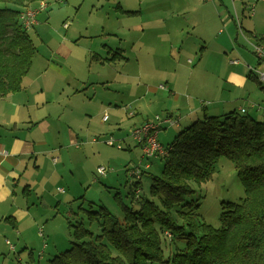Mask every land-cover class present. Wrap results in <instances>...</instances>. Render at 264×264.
<instances>
[{
    "label": "rangeland",
    "instance_id": "obj_1",
    "mask_svg": "<svg viewBox=\"0 0 264 264\" xmlns=\"http://www.w3.org/2000/svg\"><path fill=\"white\" fill-rule=\"evenodd\" d=\"M44 2L47 6L36 15V24L27 29L36 52L23 85L49 101L55 117L51 128L79 130L80 145L57 146L63 150L62 158L57 155L63 178L53 181L45 194L32 197L33 210L43 215L39 229L43 234L53 231L55 251L45 253L41 241L33 246L32 257H19L29 253L20 250L0 256V264H44L70 247L68 221H82L98 233V222L90 221L87 210L103 207L122 219L123 206L138 209L142 200L158 204L149 187L163 161L161 156L142 157L131 135L134 128L157 122L156 116L176 121L162 123L157 138L164 146L203 117L201 112L190 120L187 105L207 106L208 114L219 115L240 104L237 111L253 118L254 112L260 113L258 121L264 122V86L248 77L250 69L260 70L253 44L255 35L264 34V0ZM114 52L122 58L100 63L98 55L109 58ZM214 100L227 108L212 111ZM55 136H45L49 145L55 144ZM109 138L113 145L105 143ZM147 163L149 168H144ZM100 166L106 169L104 174L97 172ZM137 166L143 171L139 180L129 171ZM51 169L50 164L48 175ZM135 181L140 183L136 186ZM190 185L193 192L186 200H195L199 221L215 228L220 226L221 203L240 202L244 196L234 164L226 157L219 159L210 179ZM133 186L139 187L138 201L132 196ZM160 236L164 259L185 246L184 239Z\"/></svg>",
    "mask_w": 264,
    "mask_h": 264
},
{
    "label": "trees",
    "instance_id": "obj_2",
    "mask_svg": "<svg viewBox=\"0 0 264 264\" xmlns=\"http://www.w3.org/2000/svg\"><path fill=\"white\" fill-rule=\"evenodd\" d=\"M39 1L0 0V97L22 89L30 70L36 48L19 13ZM254 37L264 44V35ZM118 56L114 52L105 60ZM248 77L260 83L252 70ZM165 148L162 170L149 187L158 204L142 200L138 209L123 206L122 219L103 207L87 210L90 221L98 222V233L82 221H68L70 247L44 264H264V122L235 109L219 115L203 109V117L180 130ZM221 157L233 162L244 196L240 202L221 203L215 228L199 221L198 203L186 198L193 192L190 182L210 179ZM135 189L132 196L138 201ZM160 233L184 239V248L164 259Z\"/></svg>",
    "mask_w": 264,
    "mask_h": 264
},
{
    "label": "crops",
    "instance_id": "obj_3",
    "mask_svg": "<svg viewBox=\"0 0 264 264\" xmlns=\"http://www.w3.org/2000/svg\"><path fill=\"white\" fill-rule=\"evenodd\" d=\"M98 56L101 60L100 63L108 62L105 60L107 55ZM118 57L109 62H115L122 58ZM170 86H172V82H170ZM48 103L49 101L42 93L26 90L24 85L19 91L0 97V256L26 250L29 253L22 252L19 257L24 255L32 257L33 246L41 241H43V248L46 247L45 253L51 254L55 251V247H52L54 235L51 232L53 231L47 230L45 234L42 232L39 235L38 225L43 220V215H38L33 210L32 197L45 194L49 185L54 184L53 181L60 177L63 178L64 173L58 166L60 159L57 156L62 158L63 150L57 149V146L76 149L80 144L77 145L79 130L76 127L74 129L69 126L67 131L60 129L56 131L55 127L51 128L55 117L50 110L52 107ZM187 108L185 115L192 116L190 120L196 118L201 112L203 115V109L208 113L207 106L193 105L191 107L187 105ZM226 108L227 104L221 103V101L214 100L212 102V111L218 112ZM241 108L242 106L239 104L233 109L241 111ZM63 115L62 111L60 117ZM254 116L255 119L262 120L260 113L254 112ZM47 134L56 135L55 144L49 145L45 137ZM57 139L59 142H56ZM50 164L52 169L48 175L46 172ZM144 168H149V164H145ZM141 174L139 178L137 177L138 180ZM137 188L139 189V187ZM6 217L13 218L15 223L11 224L5 219ZM37 255L39 257L40 253ZM42 256L43 253L40 257Z\"/></svg>",
    "mask_w": 264,
    "mask_h": 264
},
{
    "label": "built area",
    "instance_id": "obj_4",
    "mask_svg": "<svg viewBox=\"0 0 264 264\" xmlns=\"http://www.w3.org/2000/svg\"><path fill=\"white\" fill-rule=\"evenodd\" d=\"M38 4L37 6H35ZM36 4L29 5L25 7L20 13H19V19L23 26L28 29L36 24L35 17L36 15L44 8H46L47 4L44 2V0L37 2ZM67 26V23H64V27ZM264 35V34H262ZM253 53L255 54L258 64L260 67L259 71H255V74L257 75V78L259 82L264 86V44L263 43H257L254 42L253 44ZM163 87V86H161ZM264 114V112H263ZM106 119V116L103 117V120ZM157 122L150 121L144 123L141 127H136L131 131V135L133 139L140 145L141 151H142V157H153V156H163L166 153V148L164 145H162L157 138L158 132L162 126V123H176V121H173L171 118H164L159 119L156 116ZM113 138H109L105 141V143L113 145ZM118 148H121L120 144H117ZM55 160V159H54ZM147 167V165H146ZM106 169L102 166L97 168V172L99 174H104ZM130 174L132 176H136L139 178L142 170L140 167H134L132 169H129ZM59 191H64L63 188H59ZM135 193H138V189L135 190ZM42 234V230L39 229V235ZM167 235H169L167 233ZM7 243H9L7 241Z\"/></svg>",
    "mask_w": 264,
    "mask_h": 264
}]
</instances>
